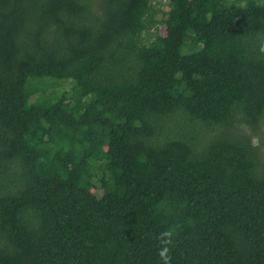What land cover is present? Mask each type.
Segmentation results:
<instances>
[{
	"label": "trees",
	"instance_id": "obj_1",
	"mask_svg": "<svg viewBox=\"0 0 264 264\" xmlns=\"http://www.w3.org/2000/svg\"><path fill=\"white\" fill-rule=\"evenodd\" d=\"M262 41L264 0H0V264H264Z\"/></svg>",
	"mask_w": 264,
	"mask_h": 264
},
{
	"label": "clouds",
	"instance_id": "obj_2",
	"mask_svg": "<svg viewBox=\"0 0 264 264\" xmlns=\"http://www.w3.org/2000/svg\"><path fill=\"white\" fill-rule=\"evenodd\" d=\"M259 53L264 55V41L259 44ZM175 230L167 228L157 234L155 239L158 242L157 256L160 264H172L171 250L174 246Z\"/></svg>",
	"mask_w": 264,
	"mask_h": 264
},
{
	"label": "rangeland",
	"instance_id": "obj_3",
	"mask_svg": "<svg viewBox=\"0 0 264 264\" xmlns=\"http://www.w3.org/2000/svg\"><path fill=\"white\" fill-rule=\"evenodd\" d=\"M162 3H164V1L165 0H160ZM161 9L163 10V11H166L167 10V7L165 6V5H161ZM157 29V30H156ZM157 31V33L159 34V35H163L164 34V27L162 26V25H158V26H154L153 28H150V32L151 33H154V31Z\"/></svg>",
	"mask_w": 264,
	"mask_h": 264
}]
</instances>
